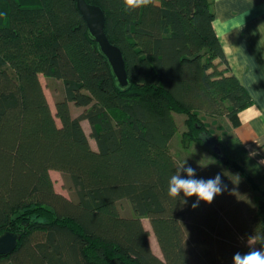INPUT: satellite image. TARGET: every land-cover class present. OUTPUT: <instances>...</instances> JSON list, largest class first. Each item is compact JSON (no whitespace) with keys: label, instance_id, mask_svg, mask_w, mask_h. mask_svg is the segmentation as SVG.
Instances as JSON below:
<instances>
[{"label":"trees","instance_id":"obj_1","mask_svg":"<svg viewBox=\"0 0 264 264\" xmlns=\"http://www.w3.org/2000/svg\"><path fill=\"white\" fill-rule=\"evenodd\" d=\"M86 1L102 8L105 33L122 50L125 90L74 0H0V235L22 237L0 264H197L184 229L191 198L168 196L183 161L170 147L175 115L188 116L192 140L216 157L219 145L226 164V148L247 157L233 130L253 104L214 30L213 0H152L135 10L122 0ZM41 78L63 84L55 115ZM71 105L85 111L74 117ZM197 113L226 115L234 127L225 138L235 143L212 137ZM251 164L258 190L264 171ZM53 171L68 179L74 199L56 191ZM248 226L243 236L264 237V198ZM251 241L210 264L264 247V239Z\"/></svg>","mask_w":264,"mask_h":264},{"label":"rangeland","instance_id":"obj_2","mask_svg":"<svg viewBox=\"0 0 264 264\" xmlns=\"http://www.w3.org/2000/svg\"><path fill=\"white\" fill-rule=\"evenodd\" d=\"M45 79V78H44ZM41 78L43 87L50 103L53 114H56V103L64 97V87L61 82H46ZM51 81V80H48ZM74 117L81 115L85 108L71 105ZM198 114V115H197ZM198 123L206 125L212 137L221 140L224 146L235 143L234 139L227 142V135L232 133L233 122L226 115L211 117L206 113H197ZM178 124V133L172 142L174 158L185 161V167L195 169L196 178L208 179L221 173L224 184L227 186L223 193L217 196L209 205L200 202L195 209L192 204L196 197H191V204L184 223L186 238L191 246L194 260L197 264H210L222 254L234 251L240 242H248L249 236H242L249 229V215L258 209V201L263 199L264 186L256 190L252 179L257 176V170L252 167L251 161L245 157L234 158L231 151L226 148L228 163L224 164L210 151L204 149L190 137L189 127L186 125L188 116L175 115ZM57 124L60 121L57 119ZM87 136L90 138L92 148L97 150L95 141L91 138V128L88 122L82 123ZM184 139V142L182 138ZM244 162H242V160ZM178 163L181 168L184 163ZM56 191L69 199H74L70 191L68 179L60 172L51 173ZM182 176H186L181 172ZM225 178V179H224ZM122 213L128 215L129 205H122ZM34 214L30 219L34 220ZM145 228L150 232V243L153 251L162 258L157 239L151 228L149 220L143 221ZM254 245L253 241L249 242Z\"/></svg>","mask_w":264,"mask_h":264},{"label":"crops","instance_id":"obj_3","mask_svg":"<svg viewBox=\"0 0 264 264\" xmlns=\"http://www.w3.org/2000/svg\"><path fill=\"white\" fill-rule=\"evenodd\" d=\"M213 10V27L232 73L253 100L238 115L235 139L264 171V0H213Z\"/></svg>","mask_w":264,"mask_h":264},{"label":"water","instance_id":"obj_4","mask_svg":"<svg viewBox=\"0 0 264 264\" xmlns=\"http://www.w3.org/2000/svg\"><path fill=\"white\" fill-rule=\"evenodd\" d=\"M77 8L83 16L89 35L96 42L99 53L107 60L114 77L116 85L125 90L130 86L126 62L122 50L112 44L105 33L106 17L101 7L90 4L86 0H74ZM213 152L217 155L219 161L226 159L225 152L219 145H215ZM21 235L17 233L6 232L0 235V255H10L18 247Z\"/></svg>","mask_w":264,"mask_h":264},{"label":"clouds","instance_id":"obj_5","mask_svg":"<svg viewBox=\"0 0 264 264\" xmlns=\"http://www.w3.org/2000/svg\"><path fill=\"white\" fill-rule=\"evenodd\" d=\"M122 3L127 10H135L147 7L152 3V0H122ZM181 172L186 176H182ZM226 187L220 174L208 179L196 178L195 169L191 166L185 167L184 163L169 180L168 196L181 199L180 194L183 193L184 203L187 202L186 198L196 197V202L192 204V208L195 209L200 202L210 205L217 196L223 193ZM254 239H264V237L252 236L249 241ZM233 264H264V247L260 249L250 247V250L245 254L235 253Z\"/></svg>","mask_w":264,"mask_h":264}]
</instances>
